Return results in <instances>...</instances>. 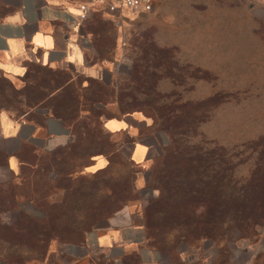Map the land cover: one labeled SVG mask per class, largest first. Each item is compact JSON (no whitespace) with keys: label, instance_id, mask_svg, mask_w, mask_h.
I'll use <instances>...</instances> for the list:
<instances>
[{"label":"rangeland","instance_id":"rangeland-1","mask_svg":"<svg viewBox=\"0 0 264 264\" xmlns=\"http://www.w3.org/2000/svg\"><path fill=\"white\" fill-rule=\"evenodd\" d=\"M118 24L114 32L115 26L98 16L91 26L100 37L94 43L103 45L100 53L94 51L95 60H114L117 57L108 70L101 72L102 78L109 83L108 96L106 102L100 104L103 114L95 118L91 130L95 139L97 137L100 150L112 149L115 141L116 145L121 143L122 153L109 154L114 161L111 172L98 179L83 173L86 176L77 181L81 185L93 180L94 185L95 180H100L107 190L117 183L127 188L133 185L136 193L130 192L128 197L137 198L124 203L112 215L135 203L141 206L143 213L148 201L158 195L157 190L147 188L145 183L160 155L164 136L141 130L139 140L148 146V151L144 161L136 165L128 158L131 144L124 143L125 137L105 136L102 130L105 117L117 115L125 108L132 110L140 107L145 112L154 107L162 109L168 105L163 96L181 92L189 98L202 94L220 95L217 99L211 97L207 102L212 109L216 106L220 108L215 116L225 125L223 137L242 138L252 135L258 124L264 125V0H155L152 11L125 13V19ZM116 34L120 36V42L112 43ZM170 55H174V59L171 60ZM154 60L158 63H152ZM154 64H160L155 70L159 72L158 82L153 78ZM196 64L200 67L197 68ZM136 71L143 74L138 80ZM28 72L26 81L0 72V87L3 89L10 83L23 91L32 85H48L50 91L52 86L66 79H70L68 90L88 83L84 75L69 69L50 72L46 67L32 64ZM157 94L160 100L156 104ZM76 136H79L78 132L69 134L67 143ZM7 152L10 151L0 140V184L16 185L20 182L15 187L20 192L34 188L44 197L30 203L20 199L18 208L1 212L2 223L8 228L0 229V264H68V250L83 247L88 232L104 228L108 211L94 217L88 214L89 221L77 217L69 209L58 216V205L64 193L53 188L57 183L47 181L44 172L37 174L31 182L27 169L23 174L27 177L25 181L14 179L11 168L6 164ZM40 157L47 166L50 156L41 154ZM243 169L239 167L235 170L237 177ZM219 173L221 167L213 175L222 177ZM214 179L210 187L220 192L227 190L226 178L222 182L216 177ZM139 184L143 185L142 188H138ZM238 186L240 189L262 190L264 182L255 180ZM46 191L49 193L47 197ZM215 194L218 195V192L215 191ZM251 197L238 201L220 195L219 198L211 196L201 202L208 206L216 205L224 212V208L244 209L259 198ZM101 200L92 198L98 204ZM46 209L51 210V214L45 215ZM102 209L105 206L87 211L101 214ZM219 215L217 219L207 214L201 219L188 216L178 231L154 234V238H147L148 242L154 244L166 263L171 264H264V220L245 230L243 220L222 221L223 216Z\"/></svg>","mask_w":264,"mask_h":264},{"label":"trees","instance_id":"trees-1","mask_svg":"<svg viewBox=\"0 0 264 264\" xmlns=\"http://www.w3.org/2000/svg\"><path fill=\"white\" fill-rule=\"evenodd\" d=\"M97 33L94 30V42L100 38ZM99 44L91 43L97 53H100L99 49L103 47ZM170 56L171 60L174 59V55ZM153 59H157V56H153ZM152 63L158 62L154 60ZM159 65L154 64L152 67L155 82L160 80L157 77L159 72L155 71L159 69ZM195 66L200 67L198 64ZM46 68L50 72L64 70ZM141 74V71H136L137 80L141 78L139 76ZM28 75L29 72L17 79L23 78L26 81ZM56 78L58 79V77ZM84 78L88 82L86 85H79L69 90L70 79L52 86L50 91L47 89L50 88L48 85H32L22 91L17 90L9 83L3 89L0 87V112L6 111L14 120H24L40 127L44 126L48 117L56 118L70 135L78 132V137L76 136L75 139L51 151L37 153L34 152L33 146L22 144L20 152L17 153L20 158V170L18 172L11 171V173L16 180L25 181L27 177H30L32 182L37 174L44 172L47 181L57 183L53 188L64 193V197L58 205V216L65 214V210L69 209L77 217L89 221L88 214H92L91 217H94V215H103L105 211H108L106 216L110 218L114 215L112 213L119 210L124 203L136 199L137 196L136 198L128 197L130 192L136 193L133 185L127 188L125 185L117 183L111 185L112 187L107 190L100 180H95L94 185L93 180L81 185L77 184V181L86 176L85 173L93 179H98V177L111 172L114 161L110 159V155L120 152L115 141L112 143V149L100 150L97 137L95 139L93 130H91L92 122L103 114L99 106L106 102L109 83L104 78ZM49 80L52 81V78ZM159 96L157 94L156 98L158 99L154 100L156 104L160 100ZM211 97L217 99L220 95L202 94L189 98L181 92L173 93L163 96L162 99L166 100L168 105L162 109L154 107L155 109L145 112L140 107L132 110L125 108L121 109L117 115L104 118L120 117L134 111L141 112L151 119V125L144 130H149L153 135L160 133L164 136L160 155L150 169V177L145 183L147 188L158 191V195L149 200L143 208V226L146 238H154V234L178 231L186 223L188 216L201 219L207 214L217 219L216 216L220 213L219 216H223L222 221L243 220L245 230H250L253 224H259L264 220V188L257 190L236 187L240 183L255 182V180L264 182V125L258 124L254 127L252 135L248 134L242 138L223 137L225 125L217 121L215 116L220 108L216 106L212 109V106H209L207 101ZM7 99L11 101H7ZM102 130L105 136H112L104 131L103 126ZM41 154L50 156L47 166L43 164ZM96 155L105 156L108 160L107 165L95 172H86L85 168L91 164L92 158ZM7 160L8 154L6 164ZM220 167L221 173L219 174L222 177L214 176V171ZM239 167H244V169L237 177L238 173L235 174V170ZM26 169L28 170L27 177L23 175ZM214 177L221 180L220 182L226 178L224 182L227 183V190L220 192L215 190V187H210ZM229 183L233 184L229 187ZM16 185L0 184V214L18 208L20 199L25 200V203H30L36 201L38 197H44L34 188L30 191L20 192L15 188ZM215 191L218 192V195L215 194ZM45 193V197L49 196L48 191ZM220 195L222 198L238 201L253 198L251 196L261 199H256V202L249 204V207L246 206L244 209L240 207L224 208V212H221L216 205L208 206L201 202L211 196L219 198ZM92 198L96 201L102 200L98 204L95 203L96 201H92ZM191 200L197 202H189ZM102 206H105V209H102L101 214L100 212L94 214L87 211V209L93 210V207L101 209ZM47 210L45 215L51 214V210ZM1 228L8 227L2 223L0 217ZM150 245L155 247L152 243Z\"/></svg>","mask_w":264,"mask_h":264},{"label":"crops","instance_id":"crops-1","mask_svg":"<svg viewBox=\"0 0 264 264\" xmlns=\"http://www.w3.org/2000/svg\"><path fill=\"white\" fill-rule=\"evenodd\" d=\"M83 4L89 11L82 20L79 14ZM98 16L111 22L114 32L119 27V19L107 13L98 0H0V71L7 77L19 78L32 64H38L101 79V72L108 70L117 57L114 60L94 58L91 26ZM119 37L114 35L113 43H119ZM150 125V118L134 111L106 118L102 126L114 137H125L124 143L131 144L129 160L140 164L148 151V146L139 140L140 130ZM68 138V131L56 118L48 117L40 127L14 120L6 111L0 112V140L10 151L7 166L14 172L21 167L17 153L22 144L33 146L34 152L39 153L65 145ZM107 162L105 156L96 155L85 171L95 172ZM142 186L139 184L138 188ZM82 245L68 250V264H171L148 242L141 206L136 203L108 218L100 231L88 232Z\"/></svg>","mask_w":264,"mask_h":264},{"label":"built area","instance_id":"built-area-1","mask_svg":"<svg viewBox=\"0 0 264 264\" xmlns=\"http://www.w3.org/2000/svg\"><path fill=\"white\" fill-rule=\"evenodd\" d=\"M107 13L113 15L120 22L125 19V13L150 12L153 10L155 0H98ZM89 7L85 4L80 6V19H85Z\"/></svg>","mask_w":264,"mask_h":264}]
</instances>
